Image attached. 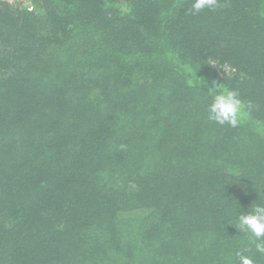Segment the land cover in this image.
I'll use <instances>...</instances> for the list:
<instances>
[{"label": "trees", "instance_id": "1", "mask_svg": "<svg viewBox=\"0 0 264 264\" xmlns=\"http://www.w3.org/2000/svg\"><path fill=\"white\" fill-rule=\"evenodd\" d=\"M191 3L0 0V264H264V0Z\"/></svg>", "mask_w": 264, "mask_h": 264}, {"label": "clouds", "instance_id": "2", "mask_svg": "<svg viewBox=\"0 0 264 264\" xmlns=\"http://www.w3.org/2000/svg\"><path fill=\"white\" fill-rule=\"evenodd\" d=\"M217 7V0H192L191 6L187 9V14L196 15L201 11L208 9L214 10ZM212 66L218 65L217 61L210 60ZM219 69L225 74H231L235 71L231 65L225 63L218 65ZM203 81L200 79L189 80L188 84L191 87L201 88ZM208 95L211 96V101L207 105V119L219 125L228 124L237 126L246 117L244 111L245 105L239 98V94L235 90L226 87L221 88L220 84L215 81L208 87ZM250 107V105H249ZM262 191L256 193L258 197ZM237 227L242 233L248 234L255 238V248L257 252L264 253V203H252V209L247 214H240L236 217ZM239 255L240 264H253L249 257L242 254Z\"/></svg>", "mask_w": 264, "mask_h": 264}, {"label": "built area", "instance_id": "3", "mask_svg": "<svg viewBox=\"0 0 264 264\" xmlns=\"http://www.w3.org/2000/svg\"><path fill=\"white\" fill-rule=\"evenodd\" d=\"M8 4H11V5H19V6H22V7H28L30 5V0H2ZM29 10H31V8H29Z\"/></svg>", "mask_w": 264, "mask_h": 264}]
</instances>
